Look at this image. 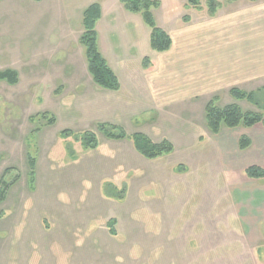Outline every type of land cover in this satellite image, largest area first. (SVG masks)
<instances>
[{"label": "rangeland", "instance_id": "obj_1", "mask_svg": "<svg viewBox=\"0 0 264 264\" xmlns=\"http://www.w3.org/2000/svg\"><path fill=\"white\" fill-rule=\"evenodd\" d=\"M159 1L153 13L163 29L209 18L187 11L185 0ZM221 1L217 17L256 14L247 17L245 34L239 28L240 35H232L234 51L264 37V0ZM24 2L31 4H0V72L19 74L16 85L0 82V185L10 186L0 204V264H264V180H250L249 166L238 162L237 140L246 129L213 134L200 96L154 106L144 95L143 60L149 57L154 66L152 60L166 53L151 49L150 28L119 0L102 4L101 36L121 77L128 81L127 65L139 68L142 81L134 85L131 78L125 86L139 89L131 99L107 95L93 82L79 43L82 12L66 4L54 10ZM128 16L135 22L137 50L123 41ZM112 29L122 42L109 40ZM220 37L213 44L217 51L225 46ZM148 73L150 78L154 72ZM215 98L221 107L237 103L264 113V89L252 104L234 100L229 88L211 93L210 100ZM121 110L127 113L122 122ZM109 120L122 123L128 134L167 138L176 150L155 161L140 157L131 142L110 141L98 132V123ZM65 130L95 131L100 149L84 151L73 137L60 136ZM132 149V166H124ZM29 157L36 160L34 183ZM178 165L185 170L176 172ZM106 183L118 189L127 184L126 200L105 197ZM112 219L115 237L108 228Z\"/></svg>", "mask_w": 264, "mask_h": 264}, {"label": "crops", "instance_id": "obj_2", "mask_svg": "<svg viewBox=\"0 0 264 264\" xmlns=\"http://www.w3.org/2000/svg\"><path fill=\"white\" fill-rule=\"evenodd\" d=\"M9 1L10 0H1L0 4H31L30 2H24L25 0H12L10 3ZM119 1L121 2V0ZM33 2V4H49L50 8L54 10H57L62 4H66V6H62L64 8L66 7L67 10L69 9L74 12L80 11L82 14H84L85 10L92 4L100 3L102 6V20L97 25L100 48L112 69L118 74L122 89L120 92L99 89L107 95L124 94L130 99L132 98L131 96H136L134 93H137L139 89L129 87V89L125 90V86L132 85L128 83L131 78L132 81L133 78H136V82L133 83L134 85L142 81V78L139 76V68L133 65H127V74L130 76L128 77V81L127 79L125 80L124 77H121L122 71L116 70L112 65V60L109 58L111 57V54L106 52V45L102 40L101 22L103 21L104 10L102 4H104V6L105 4H111V0H33ZM255 15L256 14L253 12L249 14L246 12L241 13L240 11L225 14L223 12L214 19L199 18L200 20L198 22L193 21L191 25H187L183 28H170L165 24L163 26L165 28L164 30L167 31L172 38V48L170 51L165 52L166 54L159 56L158 59H153L152 62L154 63V66L152 65L143 71L142 75H145V80L148 85V90L144 92V95L146 93L148 94V97H150L154 106H164L165 102H168L169 100L172 102L173 98L178 99L180 97H185L194 99V97L200 96V106L202 107L206 118V107L211 100H213H210L211 93L215 94L228 88L230 91L237 88L247 93L258 92L264 89V37H260L258 40L252 42L250 41L251 43L247 44L244 48H238V46H236L237 52L234 51L229 44L232 35H240L239 28H241L245 34L247 29L244 23L249 21L247 17L255 18ZM126 20V28H129L128 30L126 29L127 31L125 30L126 39L124 40L123 36L113 29L109 30L108 38L112 42L114 41V37H117L121 42L123 39V41H126L132 49L137 50L139 38L134 31L136 28L135 22L132 20L131 16H128ZM158 26L160 27L159 24ZM230 29L237 30L230 34ZM217 34L219 37L221 35L220 38L222 42L225 43V46H221V50L219 51L213 46V44L215 45L216 43ZM240 39L244 40L246 38L244 37ZM207 44H210L209 48L207 47ZM146 71L154 73H152L149 78V73ZM138 85L139 84H137V86ZM136 88H139V86ZM137 97L141 98V96ZM137 100H139V98H137ZM121 111L120 115L122 122V117L126 118L127 113L125 110ZM130 114L131 113L129 112V115ZM131 119L132 116L129 120ZM103 122L116 124L126 129L122 123H115L110 120ZM227 131L230 130L228 129ZM235 131L237 130H231L230 132L235 133ZM245 131L246 132L243 135H246L251 139L252 146L243 154L240 150L241 152L238 158L239 164L242 166H260L264 168V127L258 125L254 128L246 129ZM240 138L241 136L237 140L238 146ZM100 147L97 150H99ZM132 153L133 149L129 152L128 160L127 158H124V162L121 164L124 166H132ZM138 155L142 157L140 154ZM229 166L234 165L230 164Z\"/></svg>", "mask_w": 264, "mask_h": 264}, {"label": "trees", "instance_id": "obj_3", "mask_svg": "<svg viewBox=\"0 0 264 264\" xmlns=\"http://www.w3.org/2000/svg\"><path fill=\"white\" fill-rule=\"evenodd\" d=\"M1 1V0H0ZM185 9L187 11L206 12L209 18L217 17L218 13L224 8V2L221 0H185ZM239 0H228L229 4L238 2ZM261 0H250L251 3H257ZM125 9L132 13L141 15L146 25L151 30V49L154 52L165 53L172 48V38L167 31L158 26L154 16V10L161 7L159 0H121ZM205 3V4H204ZM204 10V11H203ZM102 20V6L100 3L92 4L83 14L84 32L80 37L79 43L84 49V55L87 62V67L90 75L93 78L95 85L103 90L120 92L122 89L118 75L112 69L110 63L103 55L100 48L99 33L97 25ZM189 16L184 17L185 23H190ZM150 59L143 60L144 68L150 67ZM0 82H7L11 85H16L19 82V74L12 70L0 72ZM263 90V89H262ZM260 90V91H262ZM258 91V92H260ZM231 95L237 102L247 101L255 102L257 92L247 93L240 89L234 88L231 90ZM47 118L49 124H54L56 119L43 115ZM206 123L208 129L215 135L222 133L224 129H251L258 125L264 127V113L244 111L238 104H230L221 107L218 104L217 98L211 100L206 107ZM98 132L103 134L110 141H129L132 143L135 151L143 158L151 161L158 160L165 156L172 155L176 146L172 141L164 138L160 142L154 141L150 136L142 132L128 134L127 131L116 124L101 122L97 125ZM60 136L63 139L73 137L74 141L80 143L84 151L97 150L100 147L99 136L95 131H83L74 133L71 130L63 131ZM252 146L251 139L243 135L239 140V149L247 151ZM72 147V146H71ZM2 159L0 157V163ZM30 178L34 183L36 160L29 157ZM185 167L178 165L175 168L176 172H183ZM245 175L250 180H264V168L260 166L248 167ZM10 186L2 181L0 185V204L7 199ZM128 186L125 184L121 189H118L112 183H106L103 188L105 197L124 201L127 197ZM117 220L112 219L108 222V228L112 236H117L116 230Z\"/></svg>", "mask_w": 264, "mask_h": 264}]
</instances>
